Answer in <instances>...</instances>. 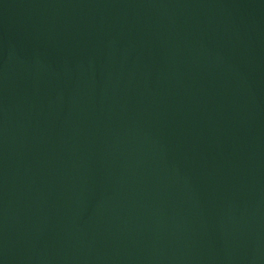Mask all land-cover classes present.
<instances>
[{
    "label": "water",
    "instance_id": "obj_1",
    "mask_svg": "<svg viewBox=\"0 0 264 264\" xmlns=\"http://www.w3.org/2000/svg\"><path fill=\"white\" fill-rule=\"evenodd\" d=\"M0 264H264V0H0Z\"/></svg>",
    "mask_w": 264,
    "mask_h": 264
}]
</instances>
